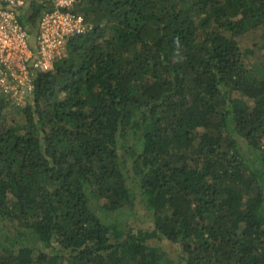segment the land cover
I'll return each instance as SVG.
<instances>
[{
  "label": "trees",
  "instance_id": "trees-1",
  "mask_svg": "<svg viewBox=\"0 0 264 264\" xmlns=\"http://www.w3.org/2000/svg\"><path fill=\"white\" fill-rule=\"evenodd\" d=\"M77 10L93 28L36 74L23 121L0 105V264H264V56L239 40L264 44V0Z\"/></svg>",
  "mask_w": 264,
  "mask_h": 264
},
{
  "label": "built area",
  "instance_id": "built-area-1",
  "mask_svg": "<svg viewBox=\"0 0 264 264\" xmlns=\"http://www.w3.org/2000/svg\"><path fill=\"white\" fill-rule=\"evenodd\" d=\"M77 3L0 0V105L24 106L35 88L36 74L53 69L55 61L67 55L72 36L92 30L93 24L77 10ZM26 6H30L28 14L39 9L34 39L19 16Z\"/></svg>",
  "mask_w": 264,
  "mask_h": 264
},
{
  "label": "rangeland",
  "instance_id": "rangeland-1",
  "mask_svg": "<svg viewBox=\"0 0 264 264\" xmlns=\"http://www.w3.org/2000/svg\"><path fill=\"white\" fill-rule=\"evenodd\" d=\"M240 45L243 48V50L250 51L249 56H251V61H260L264 56V50L263 49V39H262V30L261 29H255L250 30L246 34L240 37ZM249 61V60H248ZM26 103V102H25ZM25 105V104H24ZM21 105H7L5 109V114L7 115L9 121H23V116L19 112V108H21ZM141 211V209H139ZM132 219V225L136 226L139 225L141 227H148L149 223L145 220H136ZM161 248L166 250L170 256L174 259H178L179 253H180V246L178 244H171L168 240H163L162 242L158 243Z\"/></svg>",
  "mask_w": 264,
  "mask_h": 264
}]
</instances>
